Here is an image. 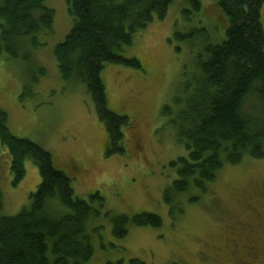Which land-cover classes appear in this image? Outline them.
Returning a JSON list of instances; mask_svg holds the SVG:
<instances>
[{"label": "rangeland", "instance_id": "obj_1", "mask_svg": "<svg viewBox=\"0 0 264 264\" xmlns=\"http://www.w3.org/2000/svg\"><path fill=\"white\" fill-rule=\"evenodd\" d=\"M201 2V12L193 14V21L181 14L185 0H174L163 19L156 18L134 33L132 45L119 54L137 59L141 69L104 65L108 107L129 118V125L122 129L125 151L107 153L106 125L99 120L86 86L60 76L54 48L73 26L66 0L45 1L44 6L54 11L53 30L39 35L42 45L30 50L28 63L0 53V110L7 114L10 132L47 149L55 168L71 178L77 197L88 200L98 191L103 198L100 236H94V255L86 264H131L132 259L144 264H264V220L260 217L264 159L224 166L205 192L191 189L184 196V213L176 219L163 202L164 189L176 177L169 163L187 152L161 111L172 105L182 73L191 76L195 72L192 51L198 49L174 38V33L193 31L201 21L211 42L219 44L227 27L226 17L213 0ZM204 8L207 11L202 13ZM261 20L264 29V5ZM39 68L45 70L44 75ZM32 74L37 83L30 81ZM172 110L173 114L176 107ZM10 161L8 150L2 148L0 188L2 214L7 216L27 206L40 181L37 166L26 159L25 177L13 186ZM190 196L199 200L190 203ZM143 212L157 214L162 226L130 225L126 237L113 236L110 216Z\"/></svg>", "mask_w": 264, "mask_h": 264}, {"label": "trees", "instance_id": "obj_2", "mask_svg": "<svg viewBox=\"0 0 264 264\" xmlns=\"http://www.w3.org/2000/svg\"><path fill=\"white\" fill-rule=\"evenodd\" d=\"M45 1L0 0V53L29 62L30 50L42 45L39 35L53 30L54 11L44 6ZM173 1L66 0L73 26L55 46L54 57L64 81L86 86L99 120L106 125L107 153L125 151L122 129L129 125V118L109 109L102 69L106 63L141 69L137 59L125 58L119 51L132 45L135 32L156 18L163 19ZM213 1L227 19L219 44L211 42L201 21L193 31L174 33L179 41L198 47L192 51L195 72L191 76L182 73L172 105L161 111L187 152L170 161L176 177L162 195L175 219L184 213V196L191 189L205 192L224 166L264 159V0ZM185 2L181 14L193 21L191 17L201 12L202 2ZM38 72L45 74L43 68ZM30 81L37 83V76L30 75ZM24 90L29 91L27 87ZM172 106L176 107L173 114ZM2 148L10 154L13 186L25 177L26 159L37 166L40 181L27 206L12 216L2 214L0 188V264L88 263L94 255L93 238L100 236L102 228L103 198L98 191L88 200L77 197L71 178L55 168L52 154L39 143L14 136L6 112L0 110V153ZM198 200L197 196L188 198L190 203ZM109 220L113 236L120 239L127 236L130 225L162 226L157 214L147 212L131 217L114 215ZM130 263L144 264L138 259Z\"/></svg>", "mask_w": 264, "mask_h": 264}, {"label": "flooded vegetation", "instance_id": "obj_3", "mask_svg": "<svg viewBox=\"0 0 264 264\" xmlns=\"http://www.w3.org/2000/svg\"><path fill=\"white\" fill-rule=\"evenodd\" d=\"M262 214L264 216V207L262 208V210L260 209V217H261V220H264V217L262 216Z\"/></svg>", "mask_w": 264, "mask_h": 264}]
</instances>
